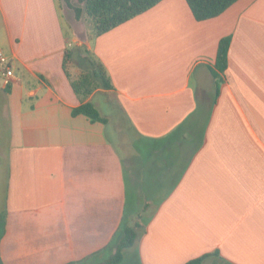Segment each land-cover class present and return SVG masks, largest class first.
Listing matches in <instances>:
<instances>
[{
  "label": "crops",
  "instance_id": "crops-1",
  "mask_svg": "<svg viewBox=\"0 0 264 264\" xmlns=\"http://www.w3.org/2000/svg\"><path fill=\"white\" fill-rule=\"evenodd\" d=\"M60 3L0 0L14 73L0 67V264H98L135 224L118 264L127 251L135 264H264V0L205 20L160 0L101 34L86 25L111 87L84 99ZM88 100L105 122L72 114Z\"/></svg>",
  "mask_w": 264,
  "mask_h": 264
},
{
  "label": "trees",
  "instance_id": "trees-1",
  "mask_svg": "<svg viewBox=\"0 0 264 264\" xmlns=\"http://www.w3.org/2000/svg\"><path fill=\"white\" fill-rule=\"evenodd\" d=\"M68 8L73 9L75 19H80L85 14L92 21L95 35L101 34L112 27L125 22L137 14L147 10L160 0H77L80 5H74L73 0H61ZM236 0H186L196 20H205L215 17L223 12ZM230 44V37L226 36L219 40L215 57L213 75L217 85L221 80V73L227 67V52ZM72 56V52L65 51L64 62ZM71 86L76 94L82 99L86 98L97 88H110L109 78L103 66L94 59L90 61V67L80 74L76 79L71 80ZM72 114H83L92 121L105 122L97 108L91 101H83L72 109ZM139 224L124 229V234L116 252L106 261L98 264H118L122 259L121 249L130 246L135 238ZM201 257L191 259L185 264H200ZM1 262V258H0ZM80 262H69L67 264H79Z\"/></svg>",
  "mask_w": 264,
  "mask_h": 264
},
{
  "label": "rangeland",
  "instance_id": "rangeland-1",
  "mask_svg": "<svg viewBox=\"0 0 264 264\" xmlns=\"http://www.w3.org/2000/svg\"><path fill=\"white\" fill-rule=\"evenodd\" d=\"M60 4L61 7L63 8V11L65 12V14L68 15L69 19L72 21H76L81 22L83 21V23L85 24V26L87 25L88 27H90V25L92 24V21L89 17H87L85 14H82L80 19H75V15H74V11L71 8H68L64 5V3L60 0ZM74 5H80L77 0H73ZM64 25L66 26L67 23L66 21H63ZM93 25V24H92ZM67 27V26H66ZM78 42V40H77ZM71 49H69V51L72 52V56L71 58L73 59V63H74V67H72L71 72H72V77L73 79H76L80 76V74H82L85 69L87 67H90V61L93 60L91 53L89 52V50L87 49V43L86 42H80V44H72ZM70 58V59H71ZM101 110L106 114L107 111L112 112V108L110 107V105L101 103ZM113 113V112H112ZM118 248V247H117ZM135 257L132 253V251H127L126 252V259L123 262V264H135Z\"/></svg>",
  "mask_w": 264,
  "mask_h": 264
},
{
  "label": "water",
  "instance_id": "water-1",
  "mask_svg": "<svg viewBox=\"0 0 264 264\" xmlns=\"http://www.w3.org/2000/svg\"><path fill=\"white\" fill-rule=\"evenodd\" d=\"M72 24L75 31V35L78 38V40L87 43V31L83 21L78 23L76 21H72Z\"/></svg>",
  "mask_w": 264,
  "mask_h": 264
},
{
  "label": "built area",
  "instance_id": "built-area-1",
  "mask_svg": "<svg viewBox=\"0 0 264 264\" xmlns=\"http://www.w3.org/2000/svg\"><path fill=\"white\" fill-rule=\"evenodd\" d=\"M0 67L3 69L5 75L7 76L8 80L12 76H14L13 70L9 66L8 58L5 54L0 50Z\"/></svg>",
  "mask_w": 264,
  "mask_h": 264
}]
</instances>
